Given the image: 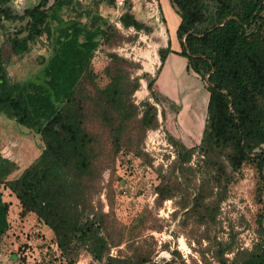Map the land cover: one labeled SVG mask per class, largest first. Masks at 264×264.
<instances>
[{"label":"trees","instance_id":"1","mask_svg":"<svg viewBox=\"0 0 264 264\" xmlns=\"http://www.w3.org/2000/svg\"><path fill=\"white\" fill-rule=\"evenodd\" d=\"M11 1L0 0V36L9 54L23 57L42 36L48 44L39 75L34 80L13 81L1 59L0 42V115L31 130L42 142L37 157L12 181L18 194V216L34 215L51 232L62 258L84 249L97 264L149 263L153 249L133 248L129 255L108 256L109 247L129 244L146 229V213L117 230L114 241L112 226L106 227L103 215L92 214L88 205L101 148L100 136L86 128L87 111L79 94L84 81H95L91 64L96 51L115 34V28L98 13V5L113 7L114 0H91L87 5L79 0H36L19 10ZM168 2L179 18L174 31L179 51L172 50L167 39L156 51L158 67L153 77L148 72L131 77L129 68L139 67L109 53L114 75L96 90L93 114L106 128L113 153L125 141L137 147L146 131L158 127L155 105L164 100L177 113L173 101L155 91L154 85L169 55L183 59L185 73H192L207 94L204 125L198 144L192 147L166 134L174 159L164 173L161 167L156 169L157 206L179 197L178 211L172 216L180 215L182 226L187 221L198 227L215 226L233 174L250 167L256 181L257 240L249 249L217 243L216 260L218 264H264V0ZM120 8L122 29H132L135 35L153 32L151 25L135 16L128 1L123 0ZM4 22L14 24L10 31ZM140 80L148 98L135 105L131 97ZM160 115L164 118L163 110ZM134 151L137 157L143 156L138 148ZM15 170V163L0 155L1 185ZM8 208L0 193V237L9 228ZM149 228L161 230L160 226ZM225 254L232 257L227 259ZM171 255L175 260L152 264H177L176 260L184 264L177 251Z\"/></svg>","mask_w":264,"mask_h":264},{"label":"rangeland","instance_id":"2","mask_svg":"<svg viewBox=\"0 0 264 264\" xmlns=\"http://www.w3.org/2000/svg\"><path fill=\"white\" fill-rule=\"evenodd\" d=\"M79 1L85 5L91 4V0ZM126 1L131 4L138 19L153 27L154 37L159 40H151L153 32L150 35H135L132 29H122L118 23L122 5H98V13L115 28V34L108 44L101 45L96 51L91 64L96 75L95 81H84L79 94L87 111L86 128L100 136L98 177L93 183L89 209L92 214L103 215L106 227L112 226L110 233L114 241L117 239V230L127 227L142 213L148 216L146 229L132 242L109 247L108 256L111 258L129 255L133 248H137L144 251L153 249L150 261L156 256L154 262L175 260L171 252L177 251L184 264H218L217 243H231L234 248L249 249L257 240L255 215L258 205L254 200L256 181L253 170L243 166L238 173L233 174L234 180L227 187L225 200L219 205L216 225L208 228L198 227L190 221L182 226L179 223L181 216H172L178 211L176 203L179 197L157 206L154 194V188L159 183L156 169L161 167L164 173L174 159L173 149L166 141V134L186 147H192L198 144L204 125L207 94L203 84L192 73H185L184 60L174 58L169 65L166 62L154 85L155 91H162L167 99L173 101L177 113H173L164 100L160 105H155L158 127L146 131L137 147L135 143L132 145L124 140L120 150L113 153L106 128L93 114L92 107L97 104L94 96L96 90L104 88L114 75L107 55L114 53L137 65L139 69L129 68L131 77L139 76L143 72H148L153 77L158 67L156 49L162 47L161 45L164 47L168 39V34L165 33L167 24L161 22L158 6L166 13L169 27L172 28L175 17L179 20L168 0ZM11 2L19 10L25 5L34 4L36 0ZM243 2L247 4L248 0ZM4 25L10 31L14 24L4 22ZM4 40L1 35V59L5 63L9 78L13 81L34 80L42 67L40 61L48 55V44L44 36L31 45L29 52L21 58L9 54ZM146 98L148 92L144 81L140 80L139 88L133 93L131 100L138 105ZM161 110L164 111V118L160 115ZM134 132L135 128L131 130V135ZM138 136H134V139ZM137 141L138 139L135 140ZM41 148L42 142L38 135L0 115V155L16 165V170L0 184L1 200L9 203L6 217L9 228L0 237V264H97L84 249H75L66 259L60 257L53 236L46 227L39 224L31 214L23 218L18 216V194L13 189L12 181L37 157ZM136 148L143 156L137 157L134 151ZM196 159L194 156L192 161ZM151 226H160L161 230L156 232L149 228ZM225 257L230 259L232 254H225ZM176 263L178 264L177 260Z\"/></svg>","mask_w":264,"mask_h":264},{"label":"crops","instance_id":"3","mask_svg":"<svg viewBox=\"0 0 264 264\" xmlns=\"http://www.w3.org/2000/svg\"><path fill=\"white\" fill-rule=\"evenodd\" d=\"M161 11H162V15H163V18H164V20H165V25H166V30H165V33H167L168 34V39H169V41H170V43H171V49L172 50H174V51H177V46H178V44L176 43V40H175V38H174V31H175V29H176V27H177V25H178V21L179 20H176V17H175V15H174V17H175V19H174V23H173V26H172V28L171 27H169L168 26V23H167V15H166V13L163 11V8H161ZM171 18H173V16L171 17ZM154 29H153V35H151V36H153V37H151V40L152 39H154V38H157L158 39V37H154ZM160 38V37H159ZM159 40V39H158ZM165 44H166V42H165ZM162 47H163V45H161ZM159 48V47H158ZM157 48V49H158ZM157 49H156V51H157ZM178 59L177 57H174V56H172V55H169L168 56V58H167V64L170 62V61H172V59ZM166 64V65H167ZM169 65V64H168ZM32 215V214H31ZM34 216V215H33ZM35 217V216H34Z\"/></svg>","mask_w":264,"mask_h":264},{"label":"built area","instance_id":"4","mask_svg":"<svg viewBox=\"0 0 264 264\" xmlns=\"http://www.w3.org/2000/svg\"><path fill=\"white\" fill-rule=\"evenodd\" d=\"M115 5L121 6L123 4L122 0H114Z\"/></svg>","mask_w":264,"mask_h":264},{"label":"water","instance_id":"5","mask_svg":"<svg viewBox=\"0 0 264 264\" xmlns=\"http://www.w3.org/2000/svg\"><path fill=\"white\" fill-rule=\"evenodd\" d=\"M156 258V256H154L152 259H151V261L149 262V263H147V264H152L153 262H154V259Z\"/></svg>","mask_w":264,"mask_h":264},{"label":"bare ground","instance_id":"6","mask_svg":"<svg viewBox=\"0 0 264 264\" xmlns=\"http://www.w3.org/2000/svg\"><path fill=\"white\" fill-rule=\"evenodd\" d=\"M196 111V110H195Z\"/></svg>","mask_w":264,"mask_h":264}]
</instances>
